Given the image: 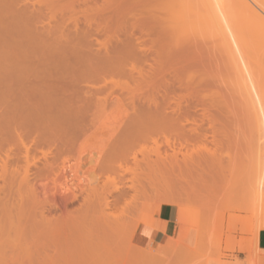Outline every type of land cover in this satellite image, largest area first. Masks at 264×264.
Masks as SVG:
<instances>
[{
    "label": "rangeland",
    "instance_id": "rangeland-1",
    "mask_svg": "<svg viewBox=\"0 0 264 264\" xmlns=\"http://www.w3.org/2000/svg\"><path fill=\"white\" fill-rule=\"evenodd\" d=\"M176 2L29 1L28 75L0 95V264H264L260 121L227 46ZM165 204L178 224L185 213L171 248L137 247L132 234Z\"/></svg>",
    "mask_w": 264,
    "mask_h": 264
},
{
    "label": "bare ground",
    "instance_id": "bare-ground-1",
    "mask_svg": "<svg viewBox=\"0 0 264 264\" xmlns=\"http://www.w3.org/2000/svg\"><path fill=\"white\" fill-rule=\"evenodd\" d=\"M29 1L32 2L33 0H0V95H1V98L3 96V94L5 93L4 92V88L2 87V84L4 83V81H7V80H11V82H14V86L18 87L21 85V82L24 80V78H26L24 75L26 73V75H28V72H26L24 69H23V65L19 62L18 63V58L20 59L21 56H24L26 55V53H28V44L30 45L29 47H31L32 44H30L29 41L32 42V40H30L28 38V41L27 43L25 42L27 39V37H30L29 35L32 34V24H34V19H32V16H35L33 15V12L31 11V7L32 5L29 4ZM36 1V0H35ZM177 4H180L179 6V9L182 7L183 4H185V2L183 1V4L181 5V2L182 0H180L178 2V0H176ZM188 1V0H187ZM238 1V2H236ZM191 4H189L191 7L190 10L187 9L186 11V8L185 6H183L181 8V10L183 8L182 11H180V13L184 14L185 12H188L187 14H189L191 12L192 15H187L188 18H186L188 20V22H190L189 20L191 18L192 19V23L194 20V17L196 19V22L198 21V23L203 26V28H205L206 30L208 31H211L216 37L220 38L219 40L221 41V43L224 45L227 46L229 52L231 53V57L233 58V61H231V63H235L236 67L234 68L236 70V72L239 74V77L241 79L240 83L241 82H244V84H246V89H245V92H248V95L250 96V99H252L251 101H253V104H254V107H255V112H256V117L257 119L260 121L259 123L261 124L260 126V129L262 128V131L263 132V137H264V93L262 91L261 88H259V84L257 82V79L255 78V72H254V67H253V64H258V62H254L253 59V54L254 52L248 50L249 49V45L251 46L250 48L252 49V45L253 43L256 41H258V37H261V43L264 42V4L262 5L260 1L258 0H232L231 2L229 0H191ZM234 2V3H233ZM22 3V4H21ZM35 3V2H33ZM188 3H190V1H188ZM238 4L236 6V4ZM22 5V6H21ZM35 7V4L34 6ZM242 8V11H240L241 9L239 8ZM237 8L238 12L237 13H240L238 14L239 17H241L240 19H244L242 20V25L239 26L238 24L240 23L239 22V17L238 19H236L237 15L236 13H234L236 11ZM34 9V8H33ZM244 9V10H243ZM185 11V12H183ZM190 11V12H189ZM240 11V12H239ZM175 12V11H174ZM173 12V13H174ZM245 12V13H244ZM79 13V12H78ZM242 13V14H241ZM244 13V14H243ZM80 14V13H79ZM78 14V15H79ZM235 14V15H234ZM247 14V15H246ZM77 15V14H76ZM87 16V14H85ZM185 15V14H184ZM241 15H244V16H241ZM194 16V17H193ZM36 17V16H35ZM74 17V15H73ZM75 17H78V16H75ZM93 17V16H92ZM91 18V17H90ZM89 18V19H90ZM185 18H183L182 16V21L183 19L185 20ZM79 19V18H78ZM75 20V19H74ZM80 20V19H79ZM86 20V19H85ZM186 20V21H187ZM238 20V22H237ZM246 20V21H245ZM37 21V20H36ZM76 21V20H75ZM81 21V20H80ZM241 21V20H240ZM34 22V23H33ZM244 22V24H243ZM91 23V22H90ZM238 23V24H237ZM38 24V22H37ZM79 24V23H78ZM88 24H89V20H88ZM92 24V23H91ZM182 24V23H181ZM196 24V23H195ZM247 24V25H246ZM248 24H249V29H248ZM36 25V24H35ZM93 25V24H92ZM186 25V24H184ZM188 25V24H187ZM193 25V24H192ZM191 23H190V26H192ZM246 25V27H245ZM44 26V25H43ZM41 26V27H43ZM89 26V25H88ZM100 26V25H99ZM195 27V25H193ZM198 26V25H197ZM200 26V27H201ZM242 26H243V29H242ZM199 27V28H200ZM244 27L246 28V30L244 29ZM36 28H38V26H36ZM80 28V27H79ZM91 28V27H90ZM89 28V30H90ZM252 28H254V33L253 32H250L252 34H246V33H249L248 30H252ZM46 30V28H44ZM48 29V28H47ZM203 29L202 32L205 30ZM34 30V29H33ZM85 30V29H84ZM246 33H244V31ZM94 31V30H93ZM92 33H95V31ZM50 32V31H49ZM66 32V30L64 31ZM80 32V31H79ZM78 32V33H79ZM90 32V31H88ZM205 32V31H204ZM207 32V31H206ZM261 32V33H260ZM91 33V34H92ZM255 33H258L259 35H255ZM42 34V33H41ZM44 34V33H43ZM42 34V35H43ZM65 34V33H64ZM208 34V32H207ZM210 34V33H209ZM254 34V35H253ZM67 35V34H66ZM77 35V34H76ZM83 35H84V32H83ZM251 35V38L253 37L255 39V41H253L252 44H248V42H252L251 41V38L248 37ZM75 36V35H74ZM26 37V38H25ZM33 37V36H32ZM38 37V36H36ZM41 37V36H40ZM39 37V42H41V44L43 43L42 40L44 41V39H40ZM80 37V35H79ZM31 38V37H30ZM43 38V37H42ZM214 38V37H213ZM247 38L250 40H247ZM252 38V39H253ZM257 38V39H256ZM25 39V40H24ZM33 39V38H31ZM38 39V38H37ZM65 38L63 37V40ZM67 39V38H66ZM83 39V38H81ZM253 39V40H254ZM59 40V38H58ZM69 40V38H68ZM218 40V39H217ZM35 40H33L34 42ZM47 41V40H46ZM55 41V40H54ZM62 41V40H61ZM29 42V43H28ZM38 42V41H37ZM38 42V43H39ZM218 42V41H217ZM48 43V42H47ZM64 43H67L64 42ZM62 42V44H64ZM69 43V42H68ZM35 44H36V41H35ZM33 44V45H35ZM41 44H38L40 45V47H43V45H45V41H44V44L41 45ZM60 44V43H59ZM219 44V42H218ZM256 44V43H255ZM254 44V45H255ZM35 46L36 48H33L35 50H39V46ZM67 45V44H66ZM65 45V46H66ZM224 45V46H225ZM264 45V43H263ZM262 45V47H263ZM47 46V45H46ZM54 46H57L54 44ZM54 46H52L54 48ZM38 47V48H37ZM60 47V46H59ZM58 47V48H59ZM63 47V46H62ZM69 47V46H68ZM255 47V46H254ZM65 48V47H64ZM63 48V49H64ZM108 48V47H107ZM226 48V47H225ZM226 48V49H227ZM261 48V47H259ZM66 49V48H65ZM255 49V48H254ZM258 49V48H257ZM54 50V49H53ZM56 50V49H55ZM68 50V49H66ZM105 50V49H104ZM108 50V49H106ZM227 50V51H228ZM32 49H31V52L32 53ZM62 51V50H61ZM65 51V50H64ZM91 51V50H90ZM259 51V49H258ZM228 52V53H229ZM36 53V52H35ZM34 53V55H35ZM67 53V52H66ZM257 54V52H255ZM33 54V53H32ZM77 54V53H76ZM31 55V54H29ZM33 55V56H34ZM97 56L99 55L98 53L96 54ZM32 56V58H33ZM67 56V55H66ZM69 56V55H68ZM76 56V55H75ZM100 56V55H99ZM108 56V55H107ZM255 56V55H254ZM35 57V56H34ZM71 57V56H69ZM78 57V55H77ZM23 58V57H22ZM21 58V59H22ZM28 58V57H27ZM31 58V59H32ZM63 58V56H62ZM230 58V57H229ZM30 59V60H31ZM59 59V58H58ZM23 60V59H22ZM66 60V59H65ZM257 60V58H256ZM255 60V61H256ZM7 61V62H6ZM10 61V62H9ZM40 61V60H39ZM38 61V62H39ZM252 61H253V64H252ZM9 62V64H8ZM27 63V61H25ZM29 62V61H28ZM64 62V61H63ZM21 64V66H19ZM28 64V63H27ZM31 64V63H30ZM62 64V63H61ZM254 64V65H255ZM2 65L3 67H6L8 66V69H9V72H8V69H3L2 70ZM34 66V65H33ZM22 69H21V68ZM256 67V66H255ZM36 69V68H35ZM6 72H5V71ZM22 70V71H21ZM24 70V72H23ZM14 71V72H13ZM12 72V73H11ZM34 72V71H33ZM8 73V74H6ZM14 73V75H12ZM35 74H33V76H36V78L38 77L39 74L41 73H37V72H34ZM140 73L142 74V72L140 71ZM237 75V74H236ZM47 76V75H46ZM238 77V75H237ZM15 78V81H13V79ZM40 79V77H38ZM37 78V80H39ZM239 79V80H240ZM33 80V79H32ZM43 80V79H42ZM10 83V81H8ZM24 82V81H23ZM41 82V81H40ZM43 82V81H42ZM8 83V84H9ZM31 83V82H30ZM33 83V82H32ZM31 83V84H32ZM36 83V81H35ZM34 83V84H35ZM13 84V83H12ZM33 84V85H34ZM243 84V83H241ZM32 85V87H33ZM36 85V84H35ZM39 85V84H38ZM10 85H8L9 87ZM22 86V85H21ZM27 86V85H26ZM40 86V85H39ZM43 86V84L41 85ZM40 86V87H41ZM243 86V85H242ZM12 87V86H11ZM31 86L29 87L30 89L32 88ZM35 88L37 86H34ZM45 87V86H44ZM10 88V87H9ZM9 88H5L7 90H9ZM38 88V87H37ZM36 88V89H37ZM46 88V87H45ZM245 88V87H244ZM21 89V87H20ZM19 89V90H20ZM34 89V88H33ZM39 89V88H38ZM6 90V92H7ZM35 90V89H34ZM12 91V90H11ZM133 91V90H132ZM4 92V93H2ZM128 92V91H127ZM130 93V92H129ZM133 93V92H132ZM6 94V93H5ZM14 95V94H13ZM16 95V94H15ZM3 97H5V102H6V95H4ZM9 97V96H8ZM11 97V96H10ZM9 97V98H10ZM18 97V96H17ZM144 97V96H143ZM0 98V99H1ZM15 98V96H14ZM131 98H133L131 96ZM145 98V97H144ZM4 99V98H2ZM1 99L0 102H2L3 100ZM11 99H13L11 97ZM126 99V98H125ZM134 99V98H133ZM106 101V100H104ZM109 101V100H108ZM135 101L137 102V100L135 99ZM133 101V102H135ZM141 101V99H140ZM139 101V102H140ZM147 101V100H145ZM5 102L3 101V103H0L1 104H5ZM7 102H8V99H7ZM142 103L144 101H141ZM150 101H148L149 103ZM105 103V102H104ZM113 103V102H112ZM145 104V103H144ZM147 104V103H146ZM252 104V105H253ZM129 105V104H128ZM148 107H149V104H147ZM15 108L17 109L16 105H14ZM141 107V106H140ZM14 108V107H13ZM132 110H134L135 113H137V115L139 116L140 111H138V105H136V103L133 104V106H131ZM146 108V107H145ZM152 109V107H151ZM150 108H148V110H150V112H154L153 110H151ZM156 109V108H155ZM154 109V110H155ZM147 110V108H146ZM133 112V113H134ZM139 112V114H138ZM150 112H147L146 113H150ZM155 113H158V112H154V115ZM142 114V113H141ZM144 114V113H143ZM142 114V115H143ZM144 116V115H143ZM142 116V117H143ZM146 116V114H145ZM148 116V115H147ZM135 119H137L138 117L135 115L134 116ZM141 117V116H139ZM139 119V118H138ZM142 119V118H141ZM140 120V119H139ZM258 123V124H259ZM259 124V125H260ZM171 142V141H170ZM172 144V143H170ZM183 146V145H182ZM174 148V147H173ZM264 156V155H263ZM263 158V157H262ZM262 160V159H261ZM264 160V159H263ZM262 166V164H261ZM264 166V164H263ZM262 172L259 173L260 175L257 176L258 177V183H254L256 185L255 187V193L259 196H262L261 194L264 193V167H262ZM256 180V178H255ZM253 185V186H255ZM253 191V190H252ZM264 195V194H263ZM256 196V195H255ZM257 196V198L259 197ZM263 199V197H261ZM253 199H254V196H253ZM256 200V198H255ZM261 200V199H260ZM259 202V198L257 199V203L256 204H260L258 203ZM261 205V204H260ZM259 206V205H258ZM257 208V206H256ZM259 208H262V205L261 207L259 206ZM258 208V210H259ZM150 211V210H149ZM180 212V211H179ZM181 214V212L179 213ZM190 215V214H189ZM194 215V214H193ZM198 218V216H197ZM179 220L181 221L179 223V228L182 229L183 227V224H184V220H185V213H183L181 215V217H179ZM199 220V219H198ZM200 221V225H202L201 223V219L199 220ZM264 221V220H263ZM137 222H135V224L133 225V227L136 225ZM262 223V222H261ZM261 223H259L258 225H260ZM264 224V223H262ZM260 227V226H258ZM135 228V227H134ZM133 228V229H134ZM262 228H264V226H262ZM136 229V228H135ZM135 231V230H134ZM133 235V234H132ZM178 244V243H177ZM185 248V247H184Z\"/></svg>",
    "mask_w": 264,
    "mask_h": 264
},
{
    "label": "crops",
    "instance_id": "crops-1",
    "mask_svg": "<svg viewBox=\"0 0 264 264\" xmlns=\"http://www.w3.org/2000/svg\"><path fill=\"white\" fill-rule=\"evenodd\" d=\"M151 222H145L138 226L133 234V242L139 248L166 245L169 247L170 238H176L179 232L178 207L173 204L161 206L159 212ZM256 249L264 255V229L258 233L255 239Z\"/></svg>",
    "mask_w": 264,
    "mask_h": 264
}]
</instances>
